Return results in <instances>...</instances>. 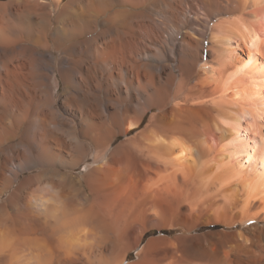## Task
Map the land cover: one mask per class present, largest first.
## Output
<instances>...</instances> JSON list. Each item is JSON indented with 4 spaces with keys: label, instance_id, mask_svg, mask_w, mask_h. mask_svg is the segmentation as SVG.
Segmentation results:
<instances>
[{
    "label": "bare ground",
    "instance_id": "obj_1",
    "mask_svg": "<svg viewBox=\"0 0 264 264\" xmlns=\"http://www.w3.org/2000/svg\"><path fill=\"white\" fill-rule=\"evenodd\" d=\"M0 264H264V0H0Z\"/></svg>",
    "mask_w": 264,
    "mask_h": 264
},
{
    "label": "rangeland",
    "instance_id": "obj_2",
    "mask_svg": "<svg viewBox=\"0 0 264 264\" xmlns=\"http://www.w3.org/2000/svg\"><path fill=\"white\" fill-rule=\"evenodd\" d=\"M209 38H207V43ZM146 123V121H145ZM137 130H133L131 133H135ZM91 158L92 156L90 155V162H91ZM81 171H83V167L80 168ZM185 204H183V206H185ZM204 216H200L198 217V223H196V225H198L196 228H194L191 232L187 231V229L183 226V225H178L175 227H171V229H163L161 231L159 230H153L148 232L144 238H143V243L146 242L149 238L152 237H158V236H163V237H169L170 239H174V241H178L181 243H186L188 242V240L192 239V238H199L202 237L203 235L210 233V232H215V231H219V232H227L228 230H232V231H236L238 229H240V226L234 225L231 227H226V226H222V225H216V224H209V225H201V222H203ZM174 228V229H173ZM135 259V252H132L129 257L128 260L132 261Z\"/></svg>",
    "mask_w": 264,
    "mask_h": 264
}]
</instances>
